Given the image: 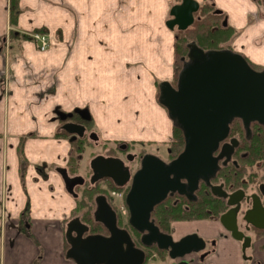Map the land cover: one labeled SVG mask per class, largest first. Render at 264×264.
I'll return each instance as SVG.
<instances>
[{"label":"crops","instance_id":"1","mask_svg":"<svg viewBox=\"0 0 264 264\" xmlns=\"http://www.w3.org/2000/svg\"><path fill=\"white\" fill-rule=\"evenodd\" d=\"M171 5L0 0V264H75L65 258L63 233L73 202L55 169L43 165L58 166L69 149L55 135L58 112L88 109L108 139L166 144L172 138L156 91V81L174 76V35L165 24ZM33 32L46 35L45 49L28 37ZM262 36L264 30L240 37L248 58L264 49ZM255 259L264 264L263 255Z\"/></svg>","mask_w":264,"mask_h":264},{"label":"flooded vegetation","instance_id":"2","mask_svg":"<svg viewBox=\"0 0 264 264\" xmlns=\"http://www.w3.org/2000/svg\"><path fill=\"white\" fill-rule=\"evenodd\" d=\"M255 1L264 6V0ZM177 3L180 1L172 5ZM198 3V11L205 12L212 31L231 27L228 15L217 9L213 0ZM198 11L185 30L201 18ZM260 14L264 21V12ZM171 18L169 15L167 20ZM185 30L174 26L171 29L174 40L178 31ZM232 32L230 40L215 47H203L190 40L183 56L188 52L187 45L195 43L205 51L240 53L255 70H262L240 52L243 46L238 45V31L233 29ZM183 56L180 57L181 68ZM175 68L176 64L170 81L174 87L181 70L175 78ZM159 84L156 81L157 96ZM70 112H64L63 120L59 118L60 112L54 117L59 122L55 135L63 136L69 145L64 161L58 166L43 164L49 169L45 171L55 169L61 190L73 202L63 222L65 252L69 248L65 230L72 219L78 218L82 225L77 228L86 230L82 238L88 235L110 237L112 232L108 226L115 224L118 230L112 237L121 243L122 259L126 264H132L137 257L139 264H238V259L241 264L261 263L255 258L256 255L264 256V227H258L264 226V125L253 121L247 131L242 120L234 118L226 137L213 152V156H217L224 147L218 169L208 181L199 179L191 197L168 191L164 199L153 206H130L127 195L144 156L150 155L152 161L159 159L167 164L183 150L184 138L179 151L170 146L173 133L166 144L108 139L93 124L91 115L89 120H84L79 114ZM70 122L77 126H69L74 130L69 134L62 126ZM19 156L24 166L26 160L21 148ZM22 183L26 185L24 177ZM224 214L225 223H222L220 217ZM25 226L27 223L22 217L19 227L23 230ZM226 226L233 229V235ZM186 236L190 237L189 242L180 244ZM238 236H242L241 242Z\"/></svg>","mask_w":264,"mask_h":264},{"label":"water","instance_id":"3","mask_svg":"<svg viewBox=\"0 0 264 264\" xmlns=\"http://www.w3.org/2000/svg\"><path fill=\"white\" fill-rule=\"evenodd\" d=\"M198 9L197 0H181L171 6L169 15L172 18L165 24L170 30L174 26L185 30L193 23ZM187 47L176 86L168 80L160 82L158 96L173 126L181 130L184 148L167 164L159 159L152 161L150 155L144 156L127 195L130 206H153L164 199L168 191L191 197L199 179L208 181L218 169L224 147L217 156H213V152L226 137L234 118L241 119L247 131L253 121L264 125V69L255 70L242 54L231 50L205 51L195 43ZM72 113L84 120L90 119L86 108H75ZM65 116L66 113L60 112L61 120ZM69 126L77 124L70 122L62 126L70 134L74 130ZM225 215L220 217L222 223H225ZM81 225L78 218L67 225L66 259L75 264H126L122 259L121 243L112 237L118 230L115 224L108 226L112 232L110 237L88 235L84 238L82 234L86 230L77 228ZM226 227L232 233L233 229ZM242 239L238 236L239 242ZM189 240L186 236L180 244H187ZM241 247L244 250V245ZM137 258L134 264H139Z\"/></svg>","mask_w":264,"mask_h":264},{"label":"rangeland","instance_id":"4","mask_svg":"<svg viewBox=\"0 0 264 264\" xmlns=\"http://www.w3.org/2000/svg\"><path fill=\"white\" fill-rule=\"evenodd\" d=\"M173 2H179L181 0H171ZM202 1V0H198ZM217 9L225 11L228 15V24L235 30L238 31L239 46H246L244 39L240 37H245L248 32H250L251 37H255L260 34L264 29V23L261 19V14L264 12V6L254 0H238V12L234 1L230 0H213ZM170 7V6H169ZM168 7V8H169ZM259 12V13H258ZM198 14H202V9L198 11ZM245 35V36H244ZM264 40V38H263ZM264 43V41H263ZM261 47V46H260ZM246 47L241 49L244 55H246ZM247 57V55H246ZM251 57V58H250ZM248 58L249 62L255 64V67L259 69H264V49L255 48L251 51V56Z\"/></svg>","mask_w":264,"mask_h":264},{"label":"trees","instance_id":"5","mask_svg":"<svg viewBox=\"0 0 264 264\" xmlns=\"http://www.w3.org/2000/svg\"><path fill=\"white\" fill-rule=\"evenodd\" d=\"M200 19L196 20L194 25L185 31H178L174 40V55H175V78L181 68L180 57L186 53V43L190 40H195L196 43L203 47H215L218 43H223L230 40L233 28L220 27L219 31L210 29L206 22L207 15L203 12L200 14ZM183 135L179 128L174 127L173 138L170 146L179 151L182 148Z\"/></svg>","mask_w":264,"mask_h":264},{"label":"built area","instance_id":"6","mask_svg":"<svg viewBox=\"0 0 264 264\" xmlns=\"http://www.w3.org/2000/svg\"><path fill=\"white\" fill-rule=\"evenodd\" d=\"M31 37V39H33L36 43L39 44V48L41 50L45 49L47 46V38L46 35L44 33L41 32H33L31 34H29Z\"/></svg>","mask_w":264,"mask_h":264}]
</instances>
